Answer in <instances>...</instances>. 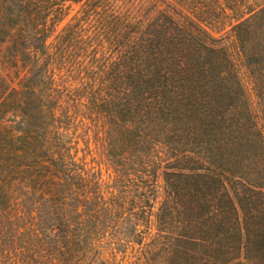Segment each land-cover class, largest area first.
<instances>
[{"label": "trees", "instance_id": "16d2710c", "mask_svg": "<svg viewBox=\"0 0 264 264\" xmlns=\"http://www.w3.org/2000/svg\"><path fill=\"white\" fill-rule=\"evenodd\" d=\"M2 44L0 264H264V0H0Z\"/></svg>", "mask_w": 264, "mask_h": 264}, {"label": "rangeland", "instance_id": "374dc122", "mask_svg": "<svg viewBox=\"0 0 264 264\" xmlns=\"http://www.w3.org/2000/svg\"><path fill=\"white\" fill-rule=\"evenodd\" d=\"M247 1V0H246ZM259 0H255V2H258ZM79 9V5H71L69 7V10L67 11L66 16L64 17L63 21L60 23V25L57 27V32L61 30V28L76 14V12ZM229 28H225L224 31H221L219 33L214 32L215 37H219L221 35H225ZM50 42V41H49ZM8 45L2 44L0 45V101L10 92L14 90L19 89V84L23 77L25 76L26 72L25 70L21 69L17 66L15 63V59L12 57V54L8 53ZM243 73V69L241 70ZM245 87L248 91L250 103L252 105V111L255 113L254 115H258L257 107L255 104V98L251 91V85L249 82L246 81V77H243ZM102 173L105 178L111 175L112 170L107 166L106 163H103L102 165ZM157 197L158 199L154 203V210L156 211L158 207V202L160 200L161 195V187H162V179L161 177L157 180ZM150 220L149 230L150 235H153L155 233V227L153 223V218ZM152 222V223H151ZM133 259H127L124 260L122 264H131Z\"/></svg>", "mask_w": 264, "mask_h": 264}]
</instances>
